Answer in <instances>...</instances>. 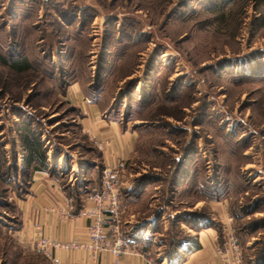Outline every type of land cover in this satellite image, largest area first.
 I'll return each instance as SVG.
<instances>
[{
	"label": "rangeland",
	"instance_id": "374dc122",
	"mask_svg": "<svg viewBox=\"0 0 264 264\" xmlns=\"http://www.w3.org/2000/svg\"><path fill=\"white\" fill-rule=\"evenodd\" d=\"M0 53L10 61L27 58L33 68L12 69L0 55V264H52L14 232L15 198L31 175L21 124L41 139L49 162L64 152L68 160L94 158L97 177L103 172L102 150L67 98L75 82L90 96L97 89L106 115L139 131L121 180H159L149 184L155 189L138 211L170 215L160 243L171 246L184 232L173 224L180 210L213 216L209 202L223 200L243 264H258L264 0H0Z\"/></svg>",
	"mask_w": 264,
	"mask_h": 264
},
{
	"label": "crops",
	"instance_id": "0c3cea01",
	"mask_svg": "<svg viewBox=\"0 0 264 264\" xmlns=\"http://www.w3.org/2000/svg\"><path fill=\"white\" fill-rule=\"evenodd\" d=\"M74 84L70 87L67 98L79 107L83 131L96 141L97 146L100 143L105 144L101 149L103 168L118 162L125 163L137 151L139 131L130 126L123 128L120 122L106 116L103 104L82 93L79 83ZM73 86L79 92L78 95L73 92ZM67 155L64 152L59 153L55 161L57 163L49 162V169L34 170L28 190L24 195L15 198L18 214L14 232L25 249H33V239L41 235L60 243L75 242L79 245L88 241V227L94 223L95 217H88L81 211L89 206L88 192L101 187V175L97 177L94 158L84 161L76 156L77 163L75 157L71 156L68 160ZM60 172L68 173L65 182L59 176ZM185 172L189 176L192 171L183 168L181 173L184 176ZM156 181L143 180L139 184L128 181L126 185L122 184L121 196L125 209L121 227L125 237L134 236L131 244L133 251L116 258L110 251H101L94 257L88 249L81 246L53 248L52 264H150L147 252L152 253L159 264H232L233 253L227 251L226 237L231 215L227 208L224 209L223 200L216 204L209 202L212 210L217 213L213 216L206 214L205 222L200 220L193 224L195 222L190 214L181 213L183 211L180 210L178 215L175 211L174 214H178L173 224H179L185 229L182 235L175 236V240H181L176 256H165L167 245L160 243L159 239L164 234L161 227L167 230V225L171 223L170 215L167 216L164 210H152L149 213V209H144L143 214L138 211L140 202L143 203L148 197L150 199L148 194L155 189L149 187V184ZM183 182L185 186V180ZM178 183L181 185L180 178ZM194 205L196 207L197 203ZM186 209L192 212L190 206Z\"/></svg>",
	"mask_w": 264,
	"mask_h": 264
},
{
	"label": "built area",
	"instance_id": "2783aa9c",
	"mask_svg": "<svg viewBox=\"0 0 264 264\" xmlns=\"http://www.w3.org/2000/svg\"><path fill=\"white\" fill-rule=\"evenodd\" d=\"M98 147L103 149L105 144L100 143ZM124 164L118 162L116 165L105 167L101 176V187L94 189L87 196L89 206L81 213L88 217H95V221L88 227L89 236L86 244L60 243L46 235H41L33 239L34 247L39 248L50 260L53 258V248H79L81 246L88 249L94 257L101 251H110L116 258L128 251H133L131 244L134 241V236L125 237L121 227L125 209L121 196L123 183L121 171ZM229 221L230 225H228L226 233L227 251L233 253L232 264H243L241 245L231 226L232 217L229 218ZM148 261L150 264H156L151 258H148Z\"/></svg>",
	"mask_w": 264,
	"mask_h": 264
},
{
	"label": "trees",
	"instance_id": "16d2710c",
	"mask_svg": "<svg viewBox=\"0 0 264 264\" xmlns=\"http://www.w3.org/2000/svg\"><path fill=\"white\" fill-rule=\"evenodd\" d=\"M1 55V53H0ZM2 58V62L8 67L24 72L26 70H30L33 69L32 68V64L29 61V59L24 58L21 60H15V61H10V60H6L4 56L1 55ZM98 85L94 86L97 87ZM96 89V88H95ZM97 90V89H96ZM96 90H92L91 96L90 94H86L90 99H93L94 101L98 102V103H102L104 105V103L106 102V98L104 96L101 97V93L97 92ZM99 93V94H98ZM108 113V110L106 108L105 111V115ZM108 116V115H106ZM111 116V115H109ZM21 130H22V134H23V147L25 150V166L28 167L30 174H33L34 170H44V169H49V156H48V152L47 149H45V146L43 145L41 139L37 136V134L30 128V126L28 124H21ZM181 168V167H180ZM70 169L67 170V172L69 173ZM183 168L181 169L182 172ZM103 171V170H102ZM59 173V172H58ZM68 173H61L59 174V176L61 175L63 178V182H65V180H67V175ZM31 175L28 177L27 182H25L26 184L23 185L25 186L23 189L18 190L17 195L18 196H22L24 195V193L28 190V186H29V181L31 178ZM179 175V174H178ZM102 176V173H101ZM178 177V176H177ZM101 178V177H100ZM3 181H5V177L2 178ZM6 184H9L8 182H5ZM92 191L88 192L91 193ZM73 194V193H72ZM87 194V196H88ZM206 214H202V213H197L194 212L191 214L192 218H193V224L198 223V221H206L204 216ZM191 224V225H193ZM183 232V230H181ZM174 240H172L171 246L169 244V246L165 249V256L167 258H173L176 256V250L177 248L180 246L181 240L177 239L175 240V238H172ZM164 243V242H162ZM165 244V243H164ZM258 264H264V249H263V254L260 257V259H258Z\"/></svg>",
	"mask_w": 264,
	"mask_h": 264
}]
</instances>
